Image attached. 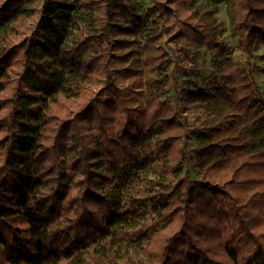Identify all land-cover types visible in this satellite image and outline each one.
<instances>
[{"label": "trees", "instance_id": "trees-1", "mask_svg": "<svg viewBox=\"0 0 264 264\" xmlns=\"http://www.w3.org/2000/svg\"><path fill=\"white\" fill-rule=\"evenodd\" d=\"M33 1L0 0V30ZM131 1L49 0L46 24L0 50V264H88L81 251L118 215L105 185L131 170L153 129L166 175L151 180L149 197L162 211L134 231L147 236L144 264H264V94L251 61L264 43V0H224L242 65L214 10L196 0H153L174 55L160 41L139 51L125 37L148 15ZM72 17L87 26L68 43ZM181 40L215 49L210 86L180 83L178 72L195 63ZM65 68L71 94L61 88ZM192 113L218 115L192 126L211 137L193 148ZM146 200L133 198L131 213Z\"/></svg>", "mask_w": 264, "mask_h": 264}, {"label": "rangeland", "instance_id": "rangeland-1", "mask_svg": "<svg viewBox=\"0 0 264 264\" xmlns=\"http://www.w3.org/2000/svg\"><path fill=\"white\" fill-rule=\"evenodd\" d=\"M48 2L49 0H34L28 7L29 10L25 11L26 17H23L21 21L9 23L5 28H2L0 30V50L3 46L9 47L17 44L23 36L30 35L40 26H44L46 19H44L42 9ZM131 4L137 14L148 15V23L136 35L132 37L126 36L125 38H134L136 48L139 51L160 41L169 53L174 55L175 44L168 40V33L162 29L165 16H160L157 9L151 10L153 0H132ZM196 6L198 10H214V16L222 28L224 42L231 49L232 58L239 65H242L246 55L237 47L238 35L231 30V20L227 13L226 2L224 0H196ZM85 25L87 26L86 23L75 22L72 17L71 21L65 26L66 41L73 43L76 39L75 35L86 30ZM177 45L190 50L195 55L194 65L178 72L180 83L183 82L185 84L186 80L195 78L198 85L210 86L212 79L210 75L213 71L212 57L215 49H208L195 40H181L177 42ZM254 54L255 57L251 60L255 66L253 77L264 94V43H260L257 46ZM58 73L59 75L62 74L66 80L61 88H66L69 94L73 93L75 87L72 85L73 81L70 82L71 70L65 68L63 73L59 71ZM173 93L174 90L170 89L167 95L172 96ZM227 111L224 113H227ZM217 118V113L209 115L192 113L189 115L191 124L187 128L185 135V140L188 142L189 147L193 148L197 145H202L211 139L204 129H202L200 134L193 133L192 126L197 125L203 128L211 126L215 124ZM263 133V129L258 131V135ZM156 134L155 129L147 132L141 143L136 146L138 152L136 164L126 175L116 177L114 182L105 185V188L116 199L118 215L106 234L97 235L81 251L79 258L85 260L88 264H144L146 261L144 250L147 236L134 233V231L148 224L152 217L158 216L162 211L160 204L149 200L154 191L151 186V180L166 175L163 168L160 167L162 159L155 152ZM255 136L256 138L258 137L256 134ZM188 169H192V165ZM192 172L194 175V171ZM79 177L78 174L71 176L70 188L72 195L77 192L75 182ZM133 198L147 199L135 214L131 213V210L135 208L132 201ZM124 231H127L130 235L124 237L122 235ZM105 247H107L113 257L106 258L104 256L103 250ZM127 256H130V259Z\"/></svg>", "mask_w": 264, "mask_h": 264}]
</instances>
